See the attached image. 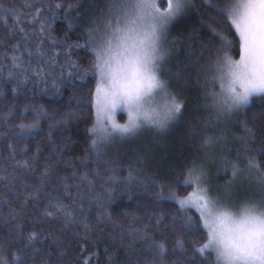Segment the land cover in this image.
Wrapping results in <instances>:
<instances>
[{
  "label": "snow or ice",
  "instance_id": "6c2138e0",
  "mask_svg": "<svg viewBox=\"0 0 264 264\" xmlns=\"http://www.w3.org/2000/svg\"><path fill=\"white\" fill-rule=\"evenodd\" d=\"M164 2L104 0L83 28L82 42L67 44L63 53L70 58L73 48L87 50L88 63L70 61L67 74L94 85L77 98L75 110L49 113L40 106L32 122L15 125L19 131L12 133L7 155L0 152V225L7 226L0 237V264H64V251L55 260L51 251L61 247V236L39 229L45 220L59 221V232L75 229L74 236L96 246L105 238L99 226L111 225L113 231L106 234L109 242L103 247L104 264H264V107L259 116L248 115L257 98L264 105V0H200L199 5L196 0H166L162 8ZM79 6L65 8L58 0L36 8L31 17L22 10L4 9L15 20L12 34L20 36L4 53V59L11 60L9 81L21 77L18 83H26L35 77L47 83L48 69L59 65L58 45L67 43L52 35L56 16L63 10L67 18ZM193 9L202 20L207 18V36L190 35L186 58L173 69L171 62L179 49L169 46V28ZM24 23L39 27L27 30L21 26ZM72 26L69 21L68 27ZM46 43L51 48H44ZM59 66L63 77V65ZM193 88L195 115L186 127L187 142L194 150L174 181L144 177L143 165L159 146L158 137L181 124L188 107L184 90ZM58 93L55 88L53 94ZM30 107L35 106H26L25 111ZM118 113H126L125 123L117 121ZM89 114L94 122L86 129L90 136L86 155L77 158L83 171L64 158L63 147H56L55 159L49 156L41 164L39 146L31 154L27 145L16 146L33 137L41 120L51 121L47 133L51 139L61 124ZM234 125L241 131L229 135ZM4 127L12 126L5 122ZM144 132L158 134L155 145L138 153L123 183L157 186L156 200L174 204L175 211L150 212L143 223L135 214L125 213L131 216L125 226L108 211L113 190L106 186L120 182L116 175L120 169L104 157ZM3 138L7 140L8 134ZM102 161L110 165L105 169L112 173L107 178L99 168ZM90 162L96 167L89 169ZM60 164L71 172L58 174L59 187L52 185L49 190ZM212 167L217 177H228L223 184L213 183ZM29 178L35 182L29 183ZM30 203L39 209L35 215L29 212ZM93 206L95 224L88 214ZM89 255L100 264L98 252ZM172 256L178 259L170 260Z\"/></svg>",
  "mask_w": 264,
  "mask_h": 264
},
{
  "label": "trees",
  "instance_id": "16d2710c",
  "mask_svg": "<svg viewBox=\"0 0 264 264\" xmlns=\"http://www.w3.org/2000/svg\"><path fill=\"white\" fill-rule=\"evenodd\" d=\"M58 2V0H0V68L3 69L0 73V152L7 155L8 143L12 142L11 135L19 131L15 128V125L19 123H30L34 119L35 111L40 106H43L49 113L56 112L63 114L76 109V100L81 96L89 87L90 84L94 85V81L89 80L86 83H82L75 76H68V68L70 61H78L81 64H87L91 59L86 49L80 48L71 50L70 58L66 57L64 49L67 44L74 43L78 40L82 42V31L91 16L98 12V7L104 2V0H62L64 7L67 8L68 4L79 3V8L68 12L67 18L65 13L60 10L56 16L53 24L52 35L58 39H66L67 43H61L58 45L60 51L59 65H63V77L61 76V67L59 65L49 68V74L47 75V83L37 82L35 77H30L26 83H18L21 77H17V80H8V65L11 63L10 59H4V53L10 49L13 44L20 40V36L13 35L11 29L16 27L14 17L8 16L4 9L12 8L16 10H22L25 16L31 17L36 14L35 9L42 5L47 8V5ZM34 5V7H28L27 5ZM193 9L187 16L180 18L170 28L169 31V46L178 48L179 51L174 52L172 67L176 66V63L183 62L186 58L185 46L189 43V36L194 33H199L201 37L207 36L205 25L201 24V17ZM77 12L79 17L77 18ZM49 13L45 11L44 17L47 18ZM7 19V23H5ZM24 16H21V20ZM69 21L72 22V27L69 28ZM206 23L208 22L205 19ZM205 23V24H206ZM182 24V25H181ZM27 30L32 28H38L39 24H27L21 25ZM179 37V39L177 38ZM176 39L174 40V38ZM195 36L193 35V42ZM38 43L37 40H33V47ZM44 48L49 49L51 45L45 44ZM76 75H79L78 73ZM53 81H55V88L59 89L58 94H53L55 88L53 87ZM16 89L14 92L13 89ZM184 95L188 98V107L185 110V116L182 119L181 124L173 131L164 136H159L155 132H144L137 139L127 141L123 146L113 148L108 151L104 160L114 161L115 166L120 170L116 172L119 178V183H109L106 187L111 188L113 200L108 208L113 214V220L118 221L125 226L129 223L131 216H126L125 213L135 214L141 218V223L150 212H165L171 214L175 211V205L164 201L158 202L154 196V193L158 191L157 186L153 185L148 188L141 186L138 183H133L127 187L123 183L124 178L128 175V166L135 165L136 157L138 153L145 146H154L157 137L159 138V146H155L154 151L143 165V176H151L158 181L165 183L174 181L177 177L183 161L186 157H189L194 150L193 146H190L187 142V127L186 124L192 121L195 112L193 110L196 103V90L185 89ZM26 106H35L25 111ZM262 105L259 98H257L249 109L248 115L251 117L253 113L259 116ZM12 115H9V112ZM21 113L24 115L21 116ZM127 120L126 113H119L117 115V121L119 123H125ZM7 122L11 125V128H5L4 123ZM94 122L93 117L89 114L87 118H80L72 120L68 125L61 124L59 128L53 131L51 139H49L47 133L49 131V120H41L39 129L33 133L32 138L17 142V148H23L27 145L29 154L35 152L37 146L41 148L40 162L43 164L46 158L51 156L56 158V147H63V156L66 160H72L77 169L84 170V165L80 163L78 157H84L86 155L85 148L88 146L90 136L86 129L89 128ZM241 128L239 125H234L229 130V135L239 134ZM8 134V139H4V134ZM198 143V138L193 139V145ZM110 165L103 161L99 164L101 173L107 178L112 173L106 172L105 169ZM58 171L53 173L50 181L49 190L52 185L59 187L57 182L58 174H70L71 169H65L63 164L56 166ZM96 164L90 162L88 168H94ZM212 173V181L214 184H223L228 177H217L215 175L216 169L212 167L210 169ZM29 183H34L32 178L28 179ZM98 185L100 181L97 182ZM190 190V189H189ZM75 191V189H73ZM85 206L87 208V199H85ZM42 207V205H41ZM39 209H33V205L29 204V212L35 215ZM97 209L93 206L88 213L95 224V215ZM167 222V221H166ZM139 226V225H138ZM6 225H0V237L6 233ZM100 228L104 229L105 238L103 242L96 246L91 240H83L72 233L75 229H66L63 232H59L61 223L55 220H45L39 225V229L43 231L56 232L61 236L63 241L61 247H52L53 259L57 258V255L64 251L63 260L64 264H84L85 260L89 261V264H97V257L91 256L90 253H99V262L104 264L106 254L103 251L105 243H108L107 233L112 232L111 225L101 224ZM115 231H119L116 229ZM50 243V242H47ZM47 246V244H46ZM82 247L85 249L82 251ZM171 248V244H169ZM111 250V249H110ZM170 260L178 259V256L169 257Z\"/></svg>",
  "mask_w": 264,
  "mask_h": 264
},
{
  "label": "rangeland",
  "instance_id": "374dc122",
  "mask_svg": "<svg viewBox=\"0 0 264 264\" xmlns=\"http://www.w3.org/2000/svg\"><path fill=\"white\" fill-rule=\"evenodd\" d=\"M196 3H197V5H199V3H200V0H196ZM166 6V0H165V2L164 3H162L161 4V7L163 8V7H165ZM196 12H197V10H195ZM198 13V12H197ZM198 16L199 17H201L199 14H198ZM205 19L207 20V18L205 17V18H203V20L201 19V24H203V25H205V23H206V21H205ZM177 22V21H176ZM176 22H174L171 26H170V28L176 23ZM170 28H169V31H170ZM169 35V34H168ZM177 38L179 39V37L177 36ZM176 39V37L174 38V40ZM177 40V39H176ZM234 58L235 59H238L239 57H238V55H236V54H234ZM251 110V109H250ZM119 114V113H118ZM117 114V115H118Z\"/></svg>",
  "mask_w": 264,
  "mask_h": 264
},
{
  "label": "bare ground",
  "instance_id": "6f19581e",
  "mask_svg": "<svg viewBox=\"0 0 264 264\" xmlns=\"http://www.w3.org/2000/svg\"><path fill=\"white\" fill-rule=\"evenodd\" d=\"M182 25V24H181Z\"/></svg>",
  "mask_w": 264,
  "mask_h": 264
}]
</instances>
